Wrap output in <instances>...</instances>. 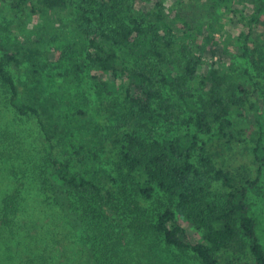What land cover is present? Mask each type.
Here are the masks:
<instances>
[{"label":"trees","instance_id":"1","mask_svg":"<svg viewBox=\"0 0 264 264\" xmlns=\"http://www.w3.org/2000/svg\"><path fill=\"white\" fill-rule=\"evenodd\" d=\"M3 6L33 27L21 44L0 28V85L47 142L33 186L87 228L81 242L91 264H131L129 229L161 236L201 264H264L248 202L250 192L264 199L262 125L252 149L255 177L235 174L201 139L215 136L234 150L250 138L249 115L264 103V0H0V12ZM26 44L51 54L32 66L45 106L9 70L22 63ZM84 77L129 109L100 147L75 129L85 111H64L71 110L64 90ZM20 191L2 198L3 227L19 211ZM158 193L162 208L153 210Z\"/></svg>","mask_w":264,"mask_h":264},{"label":"rangeland","instance_id":"2","mask_svg":"<svg viewBox=\"0 0 264 264\" xmlns=\"http://www.w3.org/2000/svg\"><path fill=\"white\" fill-rule=\"evenodd\" d=\"M0 26L11 35V40L20 44L27 40L25 35L33 29L26 24L21 13L7 6H3L0 12ZM24 48L22 63L9 70L18 86L28 87L40 105L45 106L47 93L45 95L40 75L32 66L37 61L42 65L51 54L44 45L26 44ZM19 92L21 97L26 93ZM64 92L71 109L68 111L65 107V115L76 113L74 106L85 111V116L76 122L78 132L97 147L113 139L110 131L118 122L117 117H125L129 111L121 96L106 99L96 91L88 77L82 79L78 88ZM8 97L0 85V206L4 196L17 187L21 191L19 211L12 224L9 227L0 225V264H91L81 242L87 228L69 218L54 205L47 193L33 186V176L41 169L47 142L34 118L18 115L9 105ZM249 124L252 127L250 138L237 144L234 150L215 136H201V139L207 143L215 159L233 169L235 174L247 176L249 173L255 177L259 163L252 149L259 135V124L264 131V103L260 104L258 114L249 115ZM112 148V144H106L104 149L110 151ZM260 185H264V169ZM159 200L164 201L162 193L149 202V207L153 210L162 208L163 203ZM248 202L264 248V199L250 192ZM126 240L129 241L131 264H201L191 252H182L153 233L137 235L129 229Z\"/></svg>","mask_w":264,"mask_h":264}]
</instances>
